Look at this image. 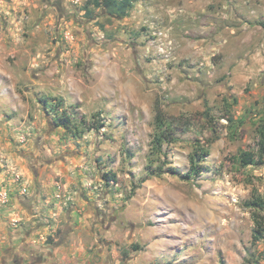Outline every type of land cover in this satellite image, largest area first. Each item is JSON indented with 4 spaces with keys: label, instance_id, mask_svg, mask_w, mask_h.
<instances>
[{
    "label": "rangeland",
    "instance_id": "374dc122",
    "mask_svg": "<svg viewBox=\"0 0 264 264\" xmlns=\"http://www.w3.org/2000/svg\"><path fill=\"white\" fill-rule=\"evenodd\" d=\"M86 3L0 0V264H264L245 205L264 166L236 160L264 116V0H135L125 18ZM195 152L191 182L143 183Z\"/></svg>",
    "mask_w": 264,
    "mask_h": 264
},
{
    "label": "trees",
    "instance_id": "16d2710c",
    "mask_svg": "<svg viewBox=\"0 0 264 264\" xmlns=\"http://www.w3.org/2000/svg\"><path fill=\"white\" fill-rule=\"evenodd\" d=\"M135 6V0H87L86 14L92 16L95 9H105L109 15H115L119 18L127 17ZM229 110H227L226 121L227 131L231 139L236 138L237 130L246 124L245 119L235 118L231 112L233 105H229V101H225ZM236 104V101H234ZM47 103V102H46ZM60 106V105H59ZM58 106V107H59ZM59 108L56 110V122L58 127L64 128L74 138L83 137L89 130L86 125L87 121L82 118L78 119L76 113H68L62 111L58 113ZM256 125V134L258 137L257 151H242L237 156L236 160L241 167L248 166H264V116L258 120ZM171 127L165 125L164 118L160 112H157L155 118V137L152 142V151L161 154L163 151L164 140H166V131ZM214 132V130H213ZM216 132V131H215ZM217 139V138H216ZM208 153H204L201 157L198 152L193 153L190 156V170L186 174H182L177 168L168 164L160 166L158 171H152L147 167L148 176L143 180V183L147 182L151 178H161L163 175H170L173 177H180L183 181L191 182L194 177L200 176L202 172V166L199 165V161L203 162V158H206ZM201 158V159H200ZM104 179L107 182L115 181V175H105ZM246 207L252 210V218L254 223L253 243L256 244L264 240V199L260 194H253V197L245 203ZM138 249V247H136Z\"/></svg>",
    "mask_w": 264,
    "mask_h": 264
},
{
    "label": "crops",
    "instance_id": "0c3cea01",
    "mask_svg": "<svg viewBox=\"0 0 264 264\" xmlns=\"http://www.w3.org/2000/svg\"><path fill=\"white\" fill-rule=\"evenodd\" d=\"M71 227H73V231L76 229V228H81V227H76L77 225L75 224V225H70ZM70 228V227H69ZM71 229H69V231H70ZM62 248V246L60 247V248H58V249H61ZM85 245H83L82 246V248H81V250L82 251H84L85 250ZM81 250L80 249H78V251L79 252H81ZM80 258H83V255H82V253H80ZM74 262V264H77V262L76 261H73ZM63 263V260L61 261V264ZM80 264H93V262H92V260L89 258V256H86L85 257V259H83V261H81L80 262Z\"/></svg>",
    "mask_w": 264,
    "mask_h": 264
},
{
    "label": "built area",
    "instance_id": "2783aa9c",
    "mask_svg": "<svg viewBox=\"0 0 264 264\" xmlns=\"http://www.w3.org/2000/svg\"><path fill=\"white\" fill-rule=\"evenodd\" d=\"M6 197H7V195H6V194H5V195H3V198H2V200L4 201Z\"/></svg>",
    "mask_w": 264,
    "mask_h": 264
}]
</instances>
